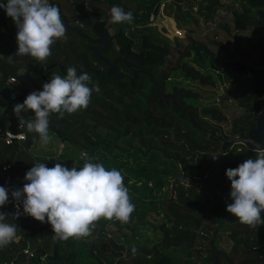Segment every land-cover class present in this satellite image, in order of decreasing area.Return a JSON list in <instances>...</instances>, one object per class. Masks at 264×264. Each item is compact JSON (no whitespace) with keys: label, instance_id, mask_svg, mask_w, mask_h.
I'll use <instances>...</instances> for the list:
<instances>
[{"label":"trees","instance_id":"trees-1","mask_svg":"<svg viewBox=\"0 0 264 264\" xmlns=\"http://www.w3.org/2000/svg\"><path fill=\"white\" fill-rule=\"evenodd\" d=\"M100 1H90L89 8L94 13L89 16L92 19H108L113 27L105 57L122 58L128 66L136 69L135 75L129 81L130 71L120 62L115 64V75L101 79L99 83L91 72H87L92 82L99 85V93L93 92L87 109L70 115L65 114L63 118H59V114H51L49 131L58 140L67 143V150L70 149L69 145L73 146L79 153H87L89 157L94 158L93 162L103 163L109 170L112 168L119 170L122 164L119 166L113 164L120 157L119 154H124L125 158H132L135 165L124 169L134 184L139 186L135 192L140 191L141 195L137 198L135 193L130 192L132 203L139 208L144 205L142 213L145 215L152 214L157 211L158 201L164 194L166 195L164 188L167 184L164 179L179 173L173 160L180 161L183 166L188 167L190 174L195 177H202L208 167L204 159L194 160V155L184 146L178 145V142H187L192 149L199 152L213 153L218 151L214 139L219 134V126L223 129L226 125L225 133L232 137H245L246 132L253 127L251 118L259 111V100L264 94L262 87L257 86L248 90L247 94L244 93L235 100L241 112L227 118L214 106L196 107L192 102L201 98L200 91L181 82L167 84V80L177 81L179 78L182 81L193 82L197 86L211 88L217 82L214 77H220V73L226 74L231 69L240 75L248 74L253 81L260 82L264 79V59H254L250 54L264 39V0H229V5L234 7L230 11L229 29L235 33L229 37L239 42L242 37H239L238 33L247 32L255 39L253 40V37L246 39L244 35L248 49H240L236 42L230 54L219 57L216 54L220 53L218 48L220 41L214 40L216 32L200 36L199 21L206 23L212 20L222 8V0H199L195 10L193 1L197 0H172L188 4L184 10L176 8L174 11L176 28L184 29L185 32L183 38L174 36L173 44L156 34L147 22L153 2L159 0L137 3L126 0L127 4H122V0H108L111 4ZM49 3L59 8L61 19L66 25H71L74 20L82 21L81 13L86 12L85 0H49ZM121 4L124 6L121 7ZM113 6H119L125 12H132L133 22L113 24L110 17V9ZM139 9L143 14H137ZM7 32L10 38L5 43L7 47L3 51L0 49L3 53L0 54L2 93H5L4 81L8 77H15L22 63L26 67L34 64L36 67L31 71L39 78L37 70L41 66L55 64L56 66L45 74L48 82L54 74H66L68 67H75L79 73L91 68L100 75L106 70L102 62L91 58L88 44L72 30H67L66 39L58 40L51 46L52 54L44 62L36 61L28 55L20 56V60L16 62L14 58L18 51L17 28L14 23ZM239 49L242 50V55L236 51ZM10 56L13 57L11 63L8 62ZM187 58L190 59L189 62ZM58 66H61L64 74L58 70ZM239 83L238 80L235 86ZM19 89L17 104L23 103L27 97L23 93V88ZM231 90L234 91L235 87L233 86ZM13 109L4 111L0 117V127L3 128L7 121V129L13 133L22 132L25 140L13 141L8 145L0 141V163L8 165L0 175V186L10 190H15L14 185L18 186L16 189H22L27 182L25 174L34 165V160L28 152L29 144L33 140H39L38 134L28 133L26 127L20 124ZM19 115L24 120L34 119V113L31 111H24ZM262 144L264 145V141ZM243 151L244 147L236 144L222 155L220 169L210 178L212 188L197 190L196 186H176L174 200L166 205L172 221L169 222L162 214L168 224L161 227L158 243L150 247L135 244L124 247L107 238V233L102 227L92 231L95 235L93 246L106 250L98 259V264H116V260L118 264H178L173 256L162 254L160 250L192 248L202 224L210 226L208 233L209 237H212L214 247L226 254L224 258L219 256L216 264H264V225L256 228L243 225L226 210L227 205L233 201L230 197L231 182L225 173L227 169L238 166V159ZM250 158L255 159V152ZM38 162L46 163L49 168L56 163L71 168L83 167L85 160L70 159L51 163L49 160L39 158ZM127 177H124V184ZM14 204L22 207L20 202L12 200L10 196V202L0 208V212L9 214L6 221L8 223H16V220L10 217ZM261 216L264 219V213ZM26 225L25 229H20L21 235L17 242L0 248V264H8L12 260L15 264L21 262L25 257L21 251L26 245L30 247V240L39 242V245L30 249L35 255V258L30 259L33 264H39L38 257L41 253L47 254L44 251L45 246L40 245L45 241V233L42 230L48 231L47 226L52 229L47 219L41 223L31 217ZM121 228L128 231L120 226L114 227L112 233L123 236L125 230L121 232ZM47 237V241L52 243L55 237L53 230ZM61 241L64 242V253L70 256L73 249H76L73 246L87 245L84 238L73 237L68 240L56 238L57 260L61 257V250L58 247V242ZM223 245H228L229 248L224 249ZM57 260L50 261L56 264ZM180 264L193 263L191 260H184Z\"/></svg>","mask_w":264,"mask_h":264},{"label":"clouds","instance_id":"clouds-1","mask_svg":"<svg viewBox=\"0 0 264 264\" xmlns=\"http://www.w3.org/2000/svg\"><path fill=\"white\" fill-rule=\"evenodd\" d=\"M0 7L17 28L16 56L28 55L44 62L52 54L51 46L67 38L60 10L49 0H7ZM110 17L113 24H131L134 20L132 12H125L119 6L110 9ZM147 22L150 26L153 24L148 17ZM12 60L13 57H8L9 63ZM222 87L228 94L232 92L227 86ZM99 91V85L92 82L88 73L78 74L75 67H68L66 75H52L42 91L36 89L30 93L22 104L14 106L13 111L26 131L38 134L40 143L46 146L52 140L50 115L55 113L63 118L65 114L87 109L93 92ZM24 111L34 113V119L24 120L19 115ZM249 143L254 146L255 159L249 158L238 167L226 170L233 201L226 210L241 224L256 228L264 225L261 216L264 213V146L254 140ZM82 156L85 160L83 167L69 168L56 163L49 168L44 162L34 163L25 174L27 182L22 189L10 190L0 186V208L10 202L11 196L12 200L22 204V207L17 205V211L10 216L12 219H18L21 214L41 223L47 219L59 240L90 237L95 222L101 218L128 222L135 205L122 173L115 168L106 169L103 163L93 162L94 158L87 153ZM8 218L9 214L0 212V248L18 238V226L6 222Z\"/></svg>","mask_w":264,"mask_h":264},{"label":"rangeland","instance_id":"rangeland-1","mask_svg":"<svg viewBox=\"0 0 264 264\" xmlns=\"http://www.w3.org/2000/svg\"><path fill=\"white\" fill-rule=\"evenodd\" d=\"M103 1L106 4H111V2L108 0H103ZM145 1H147V0H137V1L132 0L131 3L145 2ZM100 2H102V0ZM197 2H199V0L193 1L194 5H195L193 10H195L197 8L196 7ZM125 3L127 4L128 2H122V4H125ZM122 4L120 5L121 7L124 6ZM184 5L187 6L188 4L186 2H184ZM232 8H234V7L229 5V0L228 1L222 0V8L216 13L215 17H213L212 20H210L206 23H203V21H201V20L199 21V25H200L199 34H200V36H203L205 34H210V33L213 34L214 32H216L214 40L216 42L220 41V44L218 45L220 53L216 54V56H218V57H219V55L230 54L232 51L233 45L236 42H238L234 38L229 37L232 34H235L234 32H231V30L229 29V27H230L229 21H231L230 11ZM142 10H144V9H142ZM221 14H224V16H221ZM84 18H87L86 21H84V25L88 24L90 16H88V17L85 16ZM107 21H108V23H106V24H109L110 21L109 20H107ZM219 23H222L223 25L219 26L218 25ZM179 27H181V25H179ZM108 28H110L109 32H111L113 29V27L111 25H110V27L108 26ZM170 30L171 31H168L169 34L167 35V32L164 30V27L162 28L163 36H165V38L168 39L170 44H173L174 36H177L178 38L180 36V38L181 37L183 38L184 32H185L184 29H178L175 26H173V27H171ZM244 35H245L246 39L253 37L250 35V33H247V32L244 34H243V32L238 33V36L242 37V40L238 42V45H239L240 49L243 48V50L249 48L247 45V42H246L247 40L245 39ZM3 39L5 40V39H10V38L4 36ZM252 39L254 40L255 37H253ZM252 39H250V40H252ZM259 44H260V46H258L254 51H251V53H250L254 59H264V39L262 41H260ZM170 46H172V45H170ZM240 49L236 50V51L241 52L239 54L242 55L243 52ZM17 58L19 61L20 56H18ZM186 60L188 62L190 61V59H188V58ZM18 61H16V62H18ZM35 67L36 66L34 64H31L30 67H26L23 64V67H21L19 69L18 77L20 78V80L22 82L21 84H22V87L24 88L23 93L26 96H28L33 91H36L35 88L39 89V90H41L43 88V83L41 82L38 75H36L34 72L31 71V69L35 68ZM220 72H222V70H220ZM235 72L236 71L234 69H231L226 74L220 73V75H221L220 77H217V78L214 77L215 80L217 79V82H216V85H214L211 88L197 86L193 82L182 81L179 78H177V81H174L173 79L167 80V84H171L173 82H177V83L181 82L183 85H185L187 87H191V88H194V89L200 91L201 92V98L192 102L196 107L200 108L202 106H214L223 115H225L227 118H230L234 115L239 114L241 112V109L239 108V106L236 104V102L234 100H229L228 98L217 103L218 102L217 96L222 94V86H234V85H236V83H238V80L241 82L242 75L235 73ZM244 75H245V77L250 78L248 74L244 73ZM235 87H237V86H235ZM20 104H22V103H20ZM5 110L6 109H3V107H0V112L2 114H4ZM229 121H230V119L228 120V123H229ZM228 123H227V125H228ZM223 129H224L223 132L224 131L226 132L227 126L224 125ZM49 134H50V136H52V140L48 145H46V146L42 145L40 143V140H33L32 143L29 144V152L31 155L34 154V156H36V157H38L39 155L40 156L42 155L43 157L49 155V158L53 156L52 159L55 157L54 160H62V161L70 160V159H80L81 160L83 158L82 154L79 153V151L76 148L69 145L70 149L66 150L68 147L67 143H65L64 141L58 140L50 131H49ZM119 155H120V157L117 159V161H114L113 164L116 166H119L122 164L121 166H119V171L122 173V175L124 177L128 176L126 178L127 182H126L125 186L129 189V193L130 192L135 193L137 198H140L141 197L140 191L135 192V190L139 186L134 184L133 179L124 169L127 167H133L135 165L134 164L135 162L130 157L125 158L124 154H119ZM132 177H133V174H132ZM164 181L167 184V187L164 188L166 195L164 194V196L162 197L161 200L167 199L168 198L167 196H169V183L165 179H164ZM17 187H18L17 185H14L13 188L16 189ZM130 197L132 198V196H130ZM144 207L145 206L142 205L141 206L142 209H141V208H139L138 205H135V211L131 214L129 221L126 223L114 219L116 224H118L120 226L123 225V227L128 229V231H126L123 228L120 229L121 232L123 230H125L124 233H122L123 236H120V235L116 236L114 233H112L113 231L111 232V230H113V228H111L107 225L108 219L101 218L97 222H99V224H101V225H104L106 223L103 228H104V230H106V233L109 235V238H111L114 242H116V244L123 245L124 247H129V246L134 245V244L135 245H145V246L150 247L151 245L159 242L160 237H161V233H160L159 228L161 229L162 226L167 225L168 221L162 215V212H161V209L159 208V206L157 207V211H155L152 214H146V215H145V213H142V210L144 209ZM95 228H96V222H95ZM115 228H119V227L115 226ZM154 228H156V229H154ZM209 229H210V226L207 224H202L200 226V228L198 229L197 235H196L194 245L190 249L186 250V249H179V248H174V249L170 248V249H162V250H160V252L162 254L173 256L174 258L173 257L172 258L176 259L178 264L182 263L184 260H191V262L193 264H203L205 262L209 263L207 260L208 257L210 256L208 242L212 238V237H209V233H208ZM91 236L88 239H91ZM32 242H35V241H32V240L29 241V243H31L30 244L31 248H33V247H35V245H37L36 242L35 243H32ZM219 247H220V245H219ZM223 248L228 249L229 247H228V245H225V246L223 245ZM88 255H89V252H86V256H85L86 261H90L92 264H98V259L102 256V253L98 252L96 254L97 258H91V259L88 258ZM46 259L49 261H47ZM46 259L42 264H52L50 261V260H52L51 258L50 259L46 258Z\"/></svg>","mask_w":264,"mask_h":264},{"label":"water","instance_id":"water-1","mask_svg":"<svg viewBox=\"0 0 264 264\" xmlns=\"http://www.w3.org/2000/svg\"><path fill=\"white\" fill-rule=\"evenodd\" d=\"M90 1H96V0H85V10L88 16L89 14L91 15V13H94V11H91L89 8ZM170 3L174 4L175 8H178L177 4L173 3L172 1H170ZM157 7L158 6H154L153 8L154 14H156ZM82 14H84V12ZM105 24L106 22L102 19L90 18L87 24L88 26L87 28H84V30L83 28H78L76 26H71V25H66V24L65 26L67 30L69 29V30L74 31V33L78 37L83 39L88 44L87 48L90 51V56L94 61L102 62L106 66V70L104 74L102 75H99L98 72H96V70H93L91 68H87L85 71L86 73L91 72L95 76L96 80L99 81L100 79L114 76L115 75V72H114L115 64L117 62H120L127 69H129L130 76L128 79L129 81H131L136 72L135 68L128 66L127 63L120 57H114L109 60L103 56L108 51V41L110 37V32L106 28ZM153 30L156 34H159V32H157V29L154 25H153ZM34 59L36 61L38 60L36 58ZM55 66H56L55 64H50L45 67L41 66L37 70V73L40 75V79L43 85L48 82V80L45 77L46 71H48L51 68H54ZM57 68L58 70L62 72L61 66H58ZM62 74L64 73L62 72ZM78 74L80 73L78 72ZM256 85H257L256 81H253L252 79L247 78L245 77L244 74H242L241 82L238 88L233 93L228 94L226 89L222 87V94L217 96L218 97L217 101L221 102L226 98H228L229 100H236L241 96V94L245 90L250 89ZM259 85L264 87V79H262L259 82ZM42 90L43 88L41 90L37 89V91H42ZM259 104H260L259 111L257 113H254L251 118L253 127L247 131L246 136L245 137H232V136H228L226 134L221 133L220 136L214 139V141L220 143L219 151L217 152H213V153L199 152V151L192 149L187 142L177 143L178 145L184 146L187 151L192 153L194 155V160H197L198 158L204 159L208 163V167L202 177H195L190 174L188 167L183 166L180 161L173 160V162L177 164L179 173L174 176H169L168 178L165 179L169 183V196H167L168 197L167 199L158 201V205L161 208L162 214L166 216L170 222L172 221V219H171L170 213L167 210L166 205L168 202L174 200V197H175L174 192H175L176 186L178 185L196 186L197 190H201L204 188H212L210 185V178L214 173H216L220 169L221 164H222V154L229 151V148L232 145L238 143V144H242V146L244 147V151L238 159L239 161L238 165L242 164L245 160L249 159L251 154L254 153L253 151L254 146L249 143L250 140H254L256 141L257 144H261L262 146H264L262 144V142L264 141V94L262 98L259 100ZM213 156H215V158H213ZM38 159L39 157L34 156L33 157L34 163L38 162ZM49 161L56 163L59 160H53L51 158L49 159ZM55 241H56V237H54L53 242H52V252H51L52 259L56 258ZM208 247L210 251V256L208 257L207 260L209 264H216V260L219 256L223 258L226 256L225 252L217 250L214 247L212 238L208 242ZM152 248H155V247L152 246Z\"/></svg>","mask_w":264,"mask_h":264},{"label":"crops","instance_id":"crops-1","mask_svg":"<svg viewBox=\"0 0 264 264\" xmlns=\"http://www.w3.org/2000/svg\"><path fill=\"white\" fill-rule=\"evenodd\" d=\"M1 1L3 2V4H6V2H7V0H1ZM122 1L123 2H126V0H122ZM170 1H172V0H159L158 2H153V8H154V6H158V7H157L156 15L154 16L153 24L152 25H154L156 27L157 31L161 35H163V31H162V28L163 27H164V30L167 32V35L169 34L168 31H170L169 29H171V27H173V26L176 27L175 20H174V11H175L176 8H175L174 4L170 3ZM173 3L177 4L178 8H181V10H184L186 8V6L184 5V2H182V1H179L178 3L177 2H173ZM160 4H164V5L161 6ZM153 8H152V10H153ZM137 14L139 15V14H143V13L139 9ZM0 22H1L0 23V49L3 51V49H6V47H7V45L5 43L8 40V39H5L4 40L3 37L4 36L5 37H9L8 36L9 34H8L7 30L8 29H11V27H12V25H13L14 22H13V20L10 17L7 16L5 10H3V11L0 10ZM148 25H150V24H148ZM108 26L110 27V25L107 24V29L109 30L110 28H108ZM0 54L3 55V53H1V52H0ZM17 57L18 56H16V58H14L15 61H18V58ZM21 67H23V63L19 67V69ZM19 69L17 71V75L15 76L17 79L19 78L18 77ZM18 81L20 83V87L23 88L22 87V84H21L22 82H21L20 78L18 79ZM35 90H36V88H35ZM0 107H3L1 103H0ZM3 109H10L11 110L13 108H4L3 107ZM2 116H3V114L0 112V117H2ZM7 127H8V122L5 121V123L3 125V128L0 127V141L2 140V132H3L4 129H7ZM28 152H29V149H28ZM29 154H30V152H29ZM31 157L33 158L34 157V154L31 155ZM38 157L39 158H44L46 160H49L53 156L49 158V155L48 156H45V157H43L42 155L41 156L39 155ZM51 163H53V162H51ZM2 173H0V175ZM30 220H31V217L30 218H20L19 217L18 219H16V224L18 226V232H17V237L18 238L14 242H17V240H19L20 235H21V233L19 232L20 229L21 230L25 229V227L27 226L26 225L27 222H29ZM113 221H115V220H110V221L108 220L107 221V225L109 227H111V228H114L115 227V224H113ZM104 225H101V224H99V222H96V228H94L93 231H97V229H99L101 227L103 228ZM47 227H48V231L47 230H42L43 233H45V237H44L45 238V241H43L42 243H40V245L43 244L45 246L44 251L47 254H45V256L43 257V259L40 258L41 256L38 257L39 260H40L39 264H42L45 261L46 258H49V259L51 258L52 259V253H51L52 252V243H50L49 241H47V239H48L47 235H48V233L51 232L52 229L49 226H47ZM103 231H106V230H104V228H103ZM30 232L31 231H29L28 234H30ZM111 232H112V230H111ZM53 235H55V234L53 233ZM88 238L89 237L84 238V240H86V244H87L86 246H82L80 244H77L76 246H73L76 249H73V252L70 253L71 256L64 253V251H65L64 250V242L63 241L58 242V247L61 250V257L59 258V260H57L56 258L55 259H52V260H57L56 261V264H92L90 261H86L85 260L86 252H89L88 258L91 259V258H97L96 257L97 256L96 254L98 252L104 253L106 250L102 249L101 247H95V246H93V243H94L93 240H95L94 233H92L91 239H88ZM91 242H92V245H91ZM36 243L39 245V242H36ZM36 246L37 245H35V247ZM25 247L28 248L29 250L31 249V247H29V245H26ZM58 253L60 255V251H58ZM56 254H57V252H56ZM56 257H57V255H56ZM30 259L31 258L24 257V259L21 262L17 263V264H33V261H31ZM115 262H116V264L119 263L118 260H116Z\"/></svg>","mask_w":264,"mask_h":264},{"label":"built area","instance_id":"built-area-1","mask_svg":"<svg viewBox=\"0 0 264 264\" xmlns=\"http://www.w3.org/2000/svg\"><path fill=\"white\" fill-rule=\"evenodd\" d=\"M0 4H3V2L0 0ZM163 4H161L162 6ZM0 10L3 11L4 8L0 7ZM154 19V14L150 13L148 15V21L153 22ZM71 26H76L78 28H83L84 23L80 20H74L71 24ZM233 86H227L228 90H231ZM4 88H5V93L0 92V103L4 108H12L14 107L17 103L18 97L20 96V83L16 77H8L4 81ZM20 128V126H18ZM25 140V136L22 132L18 133H13L9 131L8 129H4L2 132V141L5 145H8L12 143L13 141L16 142H21ZM8 165L0 163V173L4 172ZM17 211V205H13L12 212L13 214ZM20 211L22 213V208L20 207ZM20 218H30L31 216H28L26 214H21L19 216ZM114 220V219H113ZM107 238H109V235H106ZM21 253L27 257V258H32L34 257V253L29 250L28 248H24ZM41 259L45 256L44 253L40 255ZM8 264H14L12 261H10Z\"/></svg>","mask_w":264,"mask_h":264},{"label":"flooded vegetation","instance_id":"flooded-vegetation-1","mask_svg":"<svg viewBox=\"0 0 264 264\" xmlns=\"http://www.w3.org/2000/svg\"><path fill=\"white\" fill-rule=\"evenodd\" d=\"M85 16L88 17L87 12H85L84 14L81 13V17H82V21H83L82 23H84V21H86V19H87V18H84ZM107 20H108V19H106V20H104V21H105L106 23H108ZM105 25H106V28H107V24H105ZM108 25H109V24H108ZM87 26H88V25L85 24L84 27H83V30H84V28H87ZM85 31H86V30H85ZM110 34H111V32H110ZM103 56L105 57V54H104ZM112 58H113V57H112ZM112 58H111V59H112ZM107 59H108V58H107ZM109 60H110V59H109ZM103 65H104V64H103ZM104 66H105V65H104ZM105 68H106V66H105ZM86 69H87V68H86ZM86 69H85V71H86ZM46 72H47V71H46ZM96 72H97V71H96ZM45 74H46V73H45ZM64 75H66V74H64ZM99 75H100V74H99ZM94 77H95V76H94ZM95 79H96V78H95ZM100 80H101V79H100ZM100 80L97 81V82L99 83ZM256 82H257V81H256ZM239 85H240V83H239ZM239 85H238V86H239ZM238 86L235 87V85H234L235 90L238 88ZM257 86L262 87V88L264 89V87H263V86H260V85H259V82H257V85H256V86H254V87H252V88H250V89L245 90V91L241 94V96H243L244 93L247 94L248 90H251V89H253V88L257 87ZM235 90H234V91H235ZM234 91H233V92H234ZM233 92H232V93H233ZM239 98H240V97H239ZM236 100H237V99H236ZM218 129H219V134H218L219 136L221 135V133H222V134H226L225 131L223 132V129H222L221 126H219ZM246 134H247V132H246ZM218 135H217L216 137H218ZM216 143H217L218 151H219L220 143H219V142H216ZM237 144H238V143H237ZM234 145H236V144H234ZM234 145H232V146L229 148V151L232 149V147H233ZM238 145H241V146H242V144H238ZM229 151H227V152H229ZM216 152H217V151H216ZM222 155H223V154H222ZM169 222H170V221H169ZM114 223H115V226H116V227H120V225L116 224L115 221H113V224H114ZM121 227H123V225H121ZM128 227H129V226H128ZM159 230H160V228H159Z\"/></svg>","mask_w":264,"mask_h":264}]
</instances>
